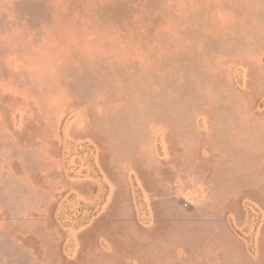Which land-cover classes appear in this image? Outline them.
<instances>
[{"label": "rangeland", "instance_id": "1", "mask_svg": "<svg viewBox=\"0 0 264 264\" xmlns=\"http://www.w3.org/2000/svg\"><path fill=\"white\" fill-rule=\"evenodd\" d=\"M0 264H264V0H0Z\"/></svg>", "mask_w": 264, "mask_h": 264}]
</instances>
